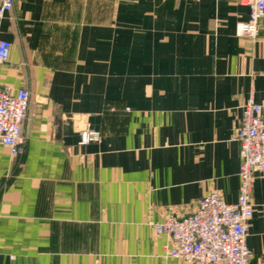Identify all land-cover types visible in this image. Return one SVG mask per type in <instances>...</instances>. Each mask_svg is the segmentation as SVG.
Segmentation results:
<instances>
[{"label": "crops", "instance_id": "0c3cea01", "mask_svg": "<svg viewBox=\"0 0 264 264\" xmlns=\"http://www.w3.org/2000/svg\"><path fill=\"white\" fill-rule=\"evenodd\" d=\"M249 16L239 0H15L0 87L32 97L23 151L0 146V264H201L165 256L152 224L238 199L232 138L264 99V19L237 34ZM85 123L99 141L79 143ZM252 202L264 264V171Z\"/></svg>", "mask_w": 264, "mask_h": 264}, {"label": "built area", "instance_id": "2783aa9c", "mask_svg": "<svg viewBox=\"0 0 264 264\" xmlns=\"http://www.w3.org/2000/svg\"><path fill=\"white\" fill-rule=\"evenodd\" d=\"M250 9L249 19L237 26V34L256 38L264 19V0H239ZM15 0H0V20L12 10ZM13 42L0 38V65L11 55ZM32 93L29 88L0 87V146L12 153L23 151V124L28 117ZM130 108L126 107V111ZM80 144L97 142L102 132L90 123L80 130ZM240 145L241 165L238 199L227 202L218 192L199 199L194 212L183 218L168 215L153 223L157 234L169 237L165 256L201 264H250L248 245L250 220L254 215L252 192L255 173L264 171V99L251 94L243 107L240 126L233 138Z\"/></svg>", "mask_w": 264, "mask_h": 264}]
</instances>
